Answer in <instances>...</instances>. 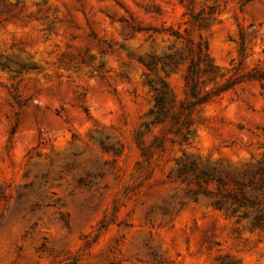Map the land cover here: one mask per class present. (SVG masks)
Here are the masks:
<instances>
[{"label":"rangeland","instance_id":"374dc122","mask_svg":"<svg viewBox=\"0 0 264 264\" xmlns=\"http://www.w3.org/2000/svg\"><path fill=\"white\" fill-rule=\"evenodd\" d=\"M200 40L215 82L240 81L196 115L190 145L149 158L139 57ZM0 53L28 65L0 67V264H264V230L174 179L186 156L261 158L264 79L249 74L264 72V0H0ZM166 78L183 99L182 71Z\"/></svg>","mask_w":264,"mask_h":264},{"label":"trees","instance_id":"16d2710c","mask_svg":"<svg viewBox=\"0 0 264 264\" xmlns=\"http://www.w3.org/2000/svg\"><path fill=\"white\" fill-rule=\"evenodd\" d=\"M200 25H205V21L200 22ZM133 29L149 34L150 31H164L176 38L181 37L180 31L173 27L160 30L135 26ZM239 39V56L243 58L248 49L243 29L239 31ZM139 61L146 68L144 76L153 92L152 106L138 134L142 153L149 158L155 151H164L167 143L180 148L190 145L195 135L193 125L197 121L196 115L205 105L221 97L240 81L228 79L215 82L217 67L208 54V44L204 40L196 44L186 41L182 49L160 56L139 57ZM16 65L20 71L28 66L14 62L12 57L4 58L0 53L1 68ZM178 70L182 71L185 86V96L180 100L166 78L169 73ZM249 77L262 80L264 72L254 71ZM153 128H160L163 134L155 136L149 146H144L143 138ZM241 147L247 149V146ZM262 147L261 158L247 162L229 163L186 156L177 162L174 179L186 186L185 195L188 198L207 202L236 223L246 222L250 230H264V143Z\"/></svg>","mask_w":264,"mask_h":264}]
</instances>
